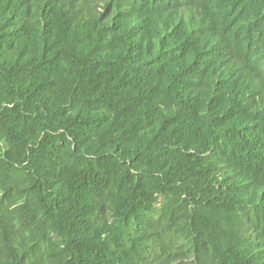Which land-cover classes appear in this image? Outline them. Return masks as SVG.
Listing matches in <instances>:
<instances>
[{
  "label": "trees",
  "instance_id": "16d2710c",
  "mask_svg": "<svg viewBox=\"0 0 264 264\" xmlns=\"http://www.w3.org/2000/svg\"><path fill=\"white\" fill-rule=\"evenodd\" d=\"M257 79L264 0H0V264H264Z\"/></svg>",
  "mask_w": 264,
  "mask_h": 264
},
{
  "label": "clouds",
  "instance_id": "9594fccd",
  "mask_svg": "<svg viewBox=\"0 0 264 264\" xmlns=\"http://www.w3.org/2000/svg\"><path fill=\"white\" fill-rule=\"evenodd\" d=\"M209 28L203 33V36L206 38H210L214 35V29ZM219 37L221 34H218ZM204 39V40H205ZM217 44H221V40H218ZM197 42V41H196ZM200 49H206L203 41L198 44ZM216 48V45L213 46ZM222 47V46H221ZM217 64H209L205 60H199V63L202 67H206L209 71H223L224 74L212 72L211 74H215L217 76V80L219 82L220 88H225L227 85L226 80L232 85L235 86L238 82H243V78L246 77L245 68L240 66V59H236L234 55V48H230V44H226L222 47L221 52L217 56ZM226 78V80H225ZM258 80V79H257ZM259 83L255 88L251 87V83L249 85L248 91L244 90V96L238 100L237 103L241 110L239 117H241L245 123L249 125L247 129H256L253 126V123H256L260 127L264 129V91L261 89V86L264 88V79L258 80ZM261 86H260V85ZM254 97L258 98V100L254 99ZM258 101V102H257ZM235 104V103H234ZM237 105V104H235ZM242 127V125H239ZM244 126V125H243Z\"/></svg>",
  "mask_w": 264,
  "mask_h": 264
},
{
  "label": "bare ground",
  "instance_id": "6f19581e",
  "mask_svg": "<svg viewBox=\"0 0 264 264\" xmlns=\"http://www.w3.org/2000/svg\"><path fill=\"white\" fill-rule=\"evenodd\" d=\"M250 76V75H249ZM252 76V75H251ZM254 99H256V100H258V98H256V97H254ZM258 102V101H257ZM264 114H262L261 116H263ZM245 127V126H244ZM245 129H247L246 127H245ZM250 133V130H246L245 131V134H249Z\"/></svg>",
  "mask_w": 264,
  "mask_h": 264
}]
</instances>
